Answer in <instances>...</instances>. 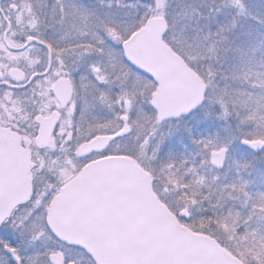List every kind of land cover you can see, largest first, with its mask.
<instances>
[{
  "label": "snow or ice",
  "instance_id": "6c2138e0",
  "mask_svg": "<svg viewBox=\"0 0 264 264\" xmlns=\"http://www.w3.org/2000/svg\"><path fill=\"white\" fill-rule=\"evenodd\" d=\"M0 264H264V0H0Z\"/></svg>",
  "mask_w": 264,
  "mask_h": 264
}]
</instances>
